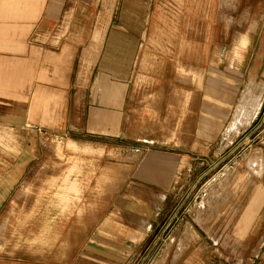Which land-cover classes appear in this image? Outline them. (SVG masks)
Listing matches in <instances>:
<instances>
[{"label": "rangeland", "instance_id": "374dc122", "mask_svg": "<svg viewBox=\"0 0 264 264\" xmlns=\"http://www.w3.org/2000/svg\"><path fill=\"white\" fill-rule=\"evenodd\" d=\"M124 1L81 0L75 8L74 26H111L119 16L111 15L113 5L120 2L123 10ZM217 7L216 11L225 10L226 14H211V31L205 32L206 39L199 45L192 36L203 32L184 26L183 45L173 52L178 58L182 52L184 62L168 64L169 85L174 86L176 79L182 87V111L176 110L175 95H167L163 102V96L151 88L154 82L137 76L119 115L111 110L97 112L89 106L86 117L80 115L83 128L77 125L64 133L25 128L10 133L23 137L18 146L23 145V154L29 158L11 196L0 206V264L101 262L102 245L112 243L111 232L120 228L121 233L129 220L135 221L141 230L137 236L142 237V230L148 229L147 216L152 213L147 202L154 199L161 204L163 198V207L156 209L162 210L159 223L141 241L137 237L126 263L177 264L187 250L190 254L192 248L207 246L224 249L222 253L226 251L224 256L228 253L232 261L249 258L252 252H259L257 260H264V93L251 120L228 143L224 136L249 84H261L264 79V0H223ZM159 32L164 51L171 54L166 40L169 31ZM91 50L99 62L101 48ZM207 55L211 57V79L227 80L226 97L233 103L225 105L217 100L213 105L217 108L211 109V142L160 143V139H187L194 133L195 109L203 85L202 67L196 60ZM145 66L150 64H141V71ZM99 67L97 64L95 71ZM89 81L92 83L94 77ZM115 118L119 128L111 125ZM5 134L0 129V147ZM70 140L79 143L77 154L87 158L82 175L83 218L77 221L75 208L67 219L54 220L47 230L42 224L45 206L35 213L29 211L41 186L38 177L66 165V158L75 151L69 147ZM150 149L183 155L184 166L172 177L167 190L142 178L141 165ZM119 202L128 204L130 210L118 207ZM194 252L198 258L199 251Z\"/></svg>", "mask_w": 264, "mask_h": 264}, {"label": "crops", "instance_id": "0c3cea01", "mask_svg": "<svg viewBox=\"0 0 264 264\" xmlns=\"http://www.w3.org/2000/svg\"><path fill=\"white\" fill-rule=\"evenodd\" d=\"M221 1L125 0L123 10L120 2L113 5L111 15L119 16L111 26H74L75 8L81 0H0V129L7 133L3 135L4 145L0 147V206L11 196L18 175L23 173L29 158L23 154V145L18 146L23 143V137L10 133L25 128H38L49 133H64L77 125L83 128L80 115L86 117L89 106L97 112L111 110L112 114L119 115L140 76L154 82L151 88L163 96V102L167 95H175L176 110L182 111V87L176 79L175 87L169 85L168 64L184 62L182 52L179 58L173 53L178 45H183L184 26L203 32L192 36L198 45L206 39L205 32L211 31V14H226L225 10L214 9L220 7ZM163 30L169 31L166 40L171 54L164 51L163 36L159 32ZM96 47L101 48L100 56L97 55L99 62L91 54V49ZM196 62L199 68L202 67L203 85L198 93L194 133L187 139L183 136L160 139V143L211 142V109L217 108L213 105L217 100L225 105L233 103L226 97L227 80L211 79V57L207 55ZM96 63L100 64L98 71H95ZM144 63L150 66L141 71L140 65ZM92 76L94 81L91 83L89 78ZM221 109L228 110V107ZM99 125L103 126V123ZM111 125L119 128V119L115 118ZM95 126H98L96 121ZM146 155L141 165L143 180L167 190L172 177L184 166L183 155L153 149ZM163 199L161 204L154 199L147 202L152 213L147 216L148 229L142 230V237L137 236L141 230L135 221L130 223L128 220L121 233L120 228L111 232V244L103 243L105 252L101 262L88 260L73 264H128L125 259L132 255L137 237H141L138 240L141 241L159 223L162 210L156 209L163 207L166 198ZM123 206L130 210L128 204L118 203V207ZM191 250L190 254L188 250L182 254L177 264H264L262 258L257 260L259 252L232 261L228 253L224 256L226 251L222 253V248L207 246ZM194 251H199L198 258ZM185 255L191 257L185 258Z\"/></svg>", "mask_w": 264, "mask_h": 264}, {"label": "bare ground", "instance_id": "6f19581e", "mask_svg": "<svg viewBox=\"0 0 264 264\" xmlns=\"http://www.w3.org/2000/svg\"><path fill=\"white\" fill-rule=\"evenodd\" d=\"M246 93H247L246 97L243 100H241V102L235 108L234 115L224 131L226 143H228L232 139V137L244 125H246L251 120L253 115L257 112L263 98L264 79L262 80L261 84H257V83L249 84ZM180 95H181V91H180ZM69 147L71 150H75V151L72 154H69L68 157L66 158L67 159V163L65 162L66 165L62 163L64 166L57 168L55 167L56 169L53 168L52 170L47 171L46 174H44L43 176H40V178L38 177V179H40L39 182L41 181V186L39 190L37 189L38 191L34 203L31 205L30 211L28 210L29 214H31V213H35L38 210V208L45 206L44 212L46 211V219L43 221L42 224L43 226H45L47 230H49L50 226H53L52 223L54 222V220L58 218L66 217L67 215L68 216L71 215V213L74 211L75 208L77 214V221L81 222V219L83 218L82 215L84 211V203L82 201V189H83L82 175H83L84 163L87 160V158L84 157L83 155L77 154L76 150L80 148V145L76 141L70 140ZM22 220L25 219L22 218Z\"/></svg>", "mask_w": 264, "mask_h": 264}]
</instances>
